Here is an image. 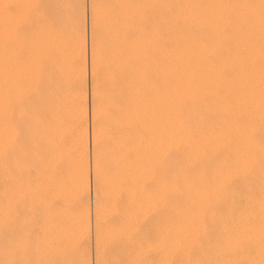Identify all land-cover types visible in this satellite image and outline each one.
Returning a JSON list of instances; mask_svg holds the SVG:
<instances>
[{
  "label": "bare ground",
  "instance_id": "1",
  "mask_svg": "<svg viewBox=\"0 0 264 264\" xmlns=\"http://www.w3.org/2000/svg\"><path fill=\"white\" fill-rule=\"evenodd\" d=\"M48 1L0 0L1 264H28V159L41 170L46 264L67 191L90 232L85 0ZM88 1L95 263L168 264L176 252L179 264H229L208 258L217 247L264 264V0ZM64 136L83 156L69 190ZM214 210L233 211L231 225Z\"/></svg>",
  "mask_w": 264,
  "mask_h": 264
},
{
  "label": "rangeland",
  "instance_id": "2",
  "mask_svg": "<svg viewBox=\"0 0 264 264\" xmlns=\"http://www.w3.org/2000/svg\"><path fill=\"white\" fill-rule=\"evenodd\" d=\"M54 1H53L54 4L57 3V1L56 2H54ZM61 1H63L64 4H65V3H69L72 0H60V2ZM48 2H46L45 4H47ZM84 2H85V4H84V15H85L84 16V22H85L84 23V26H85L84 35H85V42L84 43H85V61L86 62H85V65H84L85 71H83V75L84 76L82 75V77H84V79H81V82H82V80L84 82L82 84H84L85 86L82 85L81 93L83 92L82 95H84V97L83 96L82 97H83V99L85 98L84 101H83L85 103L83 107H85V109H84L85 111L84 112L86 113L83 116L84 117L83 121L85 122V123L83 122V124H86V125H84V128L86 126L85 130H86V146H87L85 151L87 152V156L86 157H88V160L86 159V157H84L83 160L86 163V164L84 163V166H86V167L89 166L88 169L85 167V169H86L85 170V172H86L85 173V178H86V182H87V185H86L87 186V190L89 191V193L87 192L89 194L88 195L89 196V198H88L89 199V207H88V214H89L88 218L89 219L88 218L87 219H88V222H90V223H88V229L90 228L89 229L90 232L88 231L89 234H87V235H85L86 233L84 235H81V232L78 231L77 225H78V222H79V220H78L79 217H78V215L76 213H78L80 211V208L82 207V206H80L81 201H78L77 199H75L73 194H71V191L68 192L66 190V189H68V190L70 189V188H67V186L70 187L69 184H70V180H71V177H72V174H73L71 170H73V168L75 166L76 159L77 158H83V156H79V157L75 158V155L72 152L71 147H70V145H71L70 144V140L68 138L67 140H69V141L67 142V140H66L67 137L64 136L65 137L64 138L65 142L63 141V143L65 145L63 143H62V145L66 146L65 147L66 151L67 150L69 151V149H70V152L67 151V153H65L66 152L65 151L63 153L65 156L63 155V160L61 161V166H57V168L59 167L57 170H59L61 176L63 175L62 176L63 178H61V180L63 181L62 184L63 185L65 184V187H66L65 190L68 193V194L67 193L66 194H67V196L69 198L66 197V195H65V197L67 198V200L65 198V204H61V205L59 204L60 206H58L59 207L58 208L59 209L58 210L59 211L58 212L59 213V217L62 219V220L60 219L61 220L60 222H61V224L63 223L64 227H65L64 232L62 233V236H64V235L65 236L64 237L61 236L62 237L61 241H60L61 244L59 243V245L56 246L57 250H58L56 252V254L58 256H55L56 260H58L57 264H96L95 263V251H94L95 250V246H94L95 245V243H94V218H95L94 217V214H95L94 210H95V207H94V201H93V199H94V196H93L94 193L93 192L94 191H93V181H92V173H91L92 172L91 171L92 170L91 169V162H92L91 161L92 160V158H91L92 157V137H91L92 136V133H91L92 132V120H91L92 119V115H91L92 114V112H91V108H92L91 106L92 105L91 104H92V100H91V75H90V11H89V1L85 0ZM40 3L44 4L42 1ZM42 6L43 5H40V8ZM86 152H85V154H86ZM67 154H69L68 157H66ZM85 154H84V156H85ZM31 156H32V154H31ZM28 158H29V156H28ZM32 159H28L29 162H30V164L28 163V166L31 165V166L35 167V169H36V167L38 165H33V163H31V161H30ZM85 159H86L87 162L85 161ZM31 166H29L28 168L30 169ZM60 168H61L62 172H61ZM35 169L33 168V170H35ZM38 169L39 168L37 167V170H35V171H33L32 168H31L32 171L29 170L31 172V176H30L31 178L30 179L32 181L31 180L29 181L30 186L28 185L26 187V190H25L26 191V197L27 196L28 197L24 198L25 199L24 201L28 202V203H25V207H24L25 208L24 209V215L25 216L23 215L24 216V218H23L24 219L23 220L24 224L23 225H24V228L26 227V230H28V231H26V232H28V237H27L28 239L25 240L26 242H28V246H29V250L28 251H30V252L27 251L28 252L27 253L28 254L27 258L29 259L28 260V264H46L49 261H51V259H49V261L47 262V259H46L47 255H45V251L43 250L44 249V244L42 242L43 240H41L45 236V234H44L45 232H44L43 222H42L43 219H44L43 218L44 216L42 217L43 211H42V207H41L42 195L40 193L42 191V187H41L42 181H41V178H39L40 175H38L41 172V170H38ZM87 170H88V172H87ZM38 171H40V172H38ZM32 172H34V173H32ZM86 174H88L89 176L86 175ZM0 179H1V177H0ZM37 187H39V188L36 189ZM7 189L9 190V187H7ZM39 189H40V191H39ZM8 190H7V193L10 192L9 195H11V193L15 194V193H13L14 189H10L9 192H8ZM37 193H39V194H37ZM27 194H29V195H27ZM38 196L40 197L41 200L39 199ZM24 197H25V195H24ZM15 201H17V200H15V199L14 200H9L10 203H12V202L14 203L13 207L15 205ZM76 202H79V205ZM237 203H239L237 198H232L230 200V204L231 205H236ZM62 206H64V207H62ZM89 208H90V210H89ZM12 210H11L12 213H10V214L15 215L14 214L15 210H13V211ZM229 212H233V211H226V212H225V210H214L213 211L214 216L218 217L220 219L218 224H221L224 227H229L231 225V219L226 215ZM13 215H11V217ZM0 217H1L0 220H2V223H0V226H1V225H3V221L5 219L2 218L1 215H0ZM65 224H66V226H65ZM5 226L8 227L7 224L6 225L4 224V227ZM9 226H11V225H9ZM1 228H2V226H1ZM70 228H71V230H70ZM9 229L10 228L8 227V230ZM214 229H215V231H219L220 227L218 226L216 228V226H215ZM214 229L210 228V231H213ZM0 230L2 232L4 231L3 229H0ZM0 234L2 235V233H0ZM3 235H4V233H3ZM82 236H83V238H82ZM212 237H214L217 240H221L224 237V235L222 233H219V234H214ZM76 239H78V240H76ZM0 245H2V244L0 243ZM30 247H31V249H30ZM0 248H1V246H0ZM215 251L216 252L214 254L212 253V254L207 255L209 259H211V258H214V259H225L226 261H228L229 264H236V262H231V260H230L231 257H228V256H224L223 257V256H221L220 251H219V249H217V247H216ZM178 254L179 253L174 252L172 254V256L170 258L171 260H170V262L168 264H179ZM237 264H239V263L237 262Z\"/></svg>",
  "mask_w": 264,
  "mask_h": 264
}]
</instances>
